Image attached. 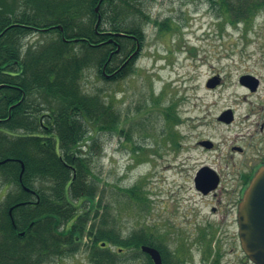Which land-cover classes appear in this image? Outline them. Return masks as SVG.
<instances>
[{
    "label": "trees",
    "instance_id": "1",
    "mask_svg": "<svg viewBox=\"0 0 264 264\" xmlns=\"http://www.w3.org/2000/svg\"><path fill=\"white\" fill-rule=\"evenodd\" d=\"M208 1L234 26L264 10V0ZM152 21L140 0H0V174L10 186L0 198V264H50L75 255L85 239L92 264H124L128 250L154 264L142 245L158 249L163 264H183L146 229L125 236L117 228L92 168L101 152L94 132L125 130L111 100L85 91V72L97 68L106 81L128 77L140 53L125 63L138 42L141 52ZM36 34L45 39L26 42ZM122 64L120 73L103 75L105 65L115 73ZM118 189L146 201L140 183Z\"/></svg>",
    "mask_w": 264,
    "mask_h": 264
},
{
    "label": "rangeland",
    "instance_id": "2",
    "mask_svg": "<svg viewBox=\"0 0 264 264\" xmlns=\"http://www.w3.org/2000/svg\"><path fill=\"white\" fill-rule=\"evenodd\" d=\"M140 2L157 23L145 26L146 40L132 73L106 81L91 68L83 81L86 92L111 100L125 130L94 132L101 147L92 165L99 192L112 203L125 236L146 229L183 264H254L241 248L238 229L220 227L211 201L193 191L190 178L206 157L191 148L198 135H206L219 153H226L264 124V10L251 24L234 26L208 0ZM165 21L170 27L161 32L158 24ZM43 39L36 34L26 42ZM247 74L259 80L255 92L240 83ZM214 78L218 83L209 88ZM227 110L236 120L221 125L217 117ZM178 137L184 148L179 152ZM138 183L147 201L143 204L118 189ZM9 189L0 174V198ZM80 247L50 264H92V241L85 239ZM135 254L126 251L124 264L145 263V258L135 261Z\"/></svg>",
    "mask_w": 264,
    "mask_h": 264
},
{
    "label": "flooded vegetation",
    "instance_id": "3",
    "mask_svg": "<svg viewBox=\"0 0 264 264\" xmlns=\"http://www.w3.org/2000/svg\"><path fill=\"white\" fill-rule=\"evenodd\" d=\"M124 65L112 73H120ZM221 115L222 113L217 117V122L221 125H231L236 120L235 113L230 123L220 120ZM175 147L178 152L184 149L179 137ZM191 150H199V156L206 157L200 161L190 178L193 191L200 198L211 201V211L217 216L220 227L238 229L239 209L246 191L264 167V124L242 143L232 145L226 153H219L217 143L206 135H198ZM187 160L191 161V156Z\"/></svg>",
    "mask_w": 264,
    "mask_h": 264
},
{
    "label": "water",
    "instance_id": "4",
    "mask_svg": "<svg viewBox=\"0 0 264 264\" xmlns=\"http://www.w3.org/2000/svg\"><path fill=\"white\" fill-rule=\"evenodd\" d=\"M103 0H101L102 2ZM100 4L96 7L98 13ZM98 23L101 22V15L98 16ZM124 36V34H117ZM140 45L138 44L135 54L138 53ZM120 51V46L116 52ZM106 68V66H105ZM104 75L111 77L103 71ZM217 78L211 79L207 86L213 88L217 85ZM240 83L251 91H256L259 87V80L253 75H244L240 78ZM220 120L227 123L232 122L233 112L231 110L224 111ZM7 161L3 162L6 163ZM2 164V163H1ZM29 191V189H27ZM12 213V210L11 212ZM239 237L241 246L245 254L254 264H264V167L257 173L246 191L244 199L239 209ZM105 246V244H103ZM141 251L150 256L154 264H163L160 252L150 246L143 245Z\"/></svg>",
    "mask_w": 264,
    "mask_h": 264
}]
</instances>
